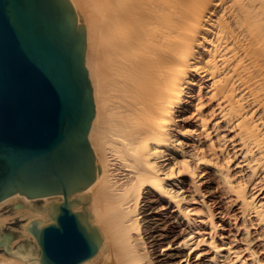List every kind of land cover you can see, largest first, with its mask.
<instances>
[{"label":"bare ground","instance_id":"6f19581e","mask_svg":"<svg viewBox=\"0 0 264 264\" xmlns=\"http://www.w3.org/2000/svg\"><path fill=\"white\" fill-rule=\"evenodd\" d=\"M70 1L102 167L72 203L101 238L82 264H264V0ZM62 201L0 203L28 220L0 222V264H41L32 221Z\"/></svg>","mask_w":264,"mask_h":264},{"label":"water","instance_id":"95a60500","mask_svg":"<svg viewBox=\"0 0 264 264\" xmlns=\"http://www.w3.org/2000/svg\"><path fill=\"white\" fill-rule=\"evenodd\" d=\"M86 55L70 0H0V203L63 197L51 223L32 221L41 264H82L101 244L72 206L102 170L89 140L96 104Z\"/></svg>","mask_w":264,"mask_h":264},{"label":"rangeland","instance_id":"374dc122","mask_svg":"<svg viewBox=\"0 0 264 264\" xmlns=\"http://www.w3.org/2000/svg\"><path fill=\"white\" fill-rule=\"evenodd\" d=\"M10 207L11 206L9 204H6V205L3 204L2 206H0V222L4 224V227L6 230H10V231H14V232L20 231L21 227L26 225L28 222V220H26L27 216H25L26 218H24V216H22L23 218L20 217L19 215L17 216V214L14 212L13 207L12 208H10ZM77 210H79V209H77ZM43 221H44L43 224H49L52 222V220L50 219V216H49V218L44 219ZM17 240L18 239H16V241Z\"/></svg>","mask_w":264,"mask_h":264}]
</instances>
